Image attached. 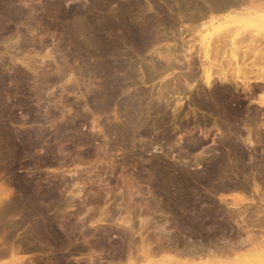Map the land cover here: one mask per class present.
I'll return each instance as SVG.
<instances>
[{
    "label": "rangeland",
    "instance_id": "1",
    "mask_svg": "<svg viewBox=\"0 0 264 264\" xmlns=\"http://www.w3.org/2000/svg\"><path fill=\"white\" fill-rule=\"evenodd\" d=\"M218 1L222 0H0V96L2 99L0 191H5L2 196L0 195L3 198L2 201L0 198V264H66V262L89 264L87 262L90 257H95L97 264L99 260H103V264L108 262L152 264L156 259L163 261L161 260L163 258L197 259L195 257L197 250L196 254H201L205 259L209 257L211 248L224 247L232 243L235 246L234 251L237 252L233 254V251L230 255L237 257L243 255V259L246 260L255 257L251 248L258 242H264V229H243L233 222L232 216H236L239 210L234 209L232 204L235 202L242 209L249 205V200L253 197L251 194L253 177H257V180L264 177V143L258 144L253 151L252 148L247 150V147L245 148L247 151L244 152L242 150L246 146L237 136L241 133L246 134L247 117L250 119L249 116L251 118L257 116V123L263 122L264 108L256 103V99H264V89L260 91L256 88L255 94L252 95L234 84L223 85L216 82L217 91H214L201 80L202 72L198 69L199 72L196 70L198 75L193 78L196 81L190 79L193 81L192 89L182 82V87L186 89V97L182 100L184 103L181 114L178 113L177 117H174L172 113L175 98L185 95L176 92L181 81L177 80L179 77L177 79L175 77L182 76L184 72L188 74L189 72L186 71L188 68L167 67L164 70L160 67L157 71L151 65V58L158 60L154 53L152 55L154 49L162 48L163 51L168 44L171 46L179 44L177 46L182 51L183 41L180 39L182 27L191 28L192 32L184 30L183 35L186 36V40L194 41L199 47L200 33L212 22L218 24L229 18L235 20L243 18L252 22L262 20L261 13L264 9L252 3H264V0H244L243 3L237 4L238 7L234 5L229 10L209 9V3L214 5ZM149 6L152 8L149 9ZM95 15L96 17H93ZM145 15L147 19L159 16L160 19H165L170 15L169 17L177 20L175 26H178V29L175 30L167 25L169 27L165 26V31L167 34L170 32L173 37L170 33L167 35L164 32L168 39L163 34L158 42L150 40L152 41L150 43L148 39L152 37H148L147 34V39L136 45V40L133 42L128 29L125 30L126 27L117 25L118 20L122 16L125 17L124 19L127 18L125 21L131 22L130 25L143 28L147 22ZM192 16L198 17L199 21H194ZM90 17L97 21L100 19L115 23L114 30L111 27L108 33H102V36L106 35L104 38L110 41L107 55L103 56L99 51H95L99 43L96 46L83 43L86 37L93 38L97 34L93 30L92 23H88ZM187 18L191 21L186 20ZM85 24L86 27L83 26ZM162 25L164 24L160 27ZM256 26L259 25H250L255 30L244 27L239 30H244L242 32L248 36L246 37L248 40L251 34L254 37L261 35L259 39L262 41L258 39L257 44L262 42L261 45L264 47V27L259 26L256 30ZM161 28L163 31V26ZM171 29H174L177 35L173 34ZM77 30L79 34L85 31L82 37L77 35ZM125 34L129 37L127 38ZM114 38L116 42L113 41ZM252 55L255 57V54ZM248 58L246 61L251 63V55ZM20 59L33 63L30 62L29 67ZM163 64L165 67L164 61ZM256 66L254 69L258 71L257 68L264 67V62H258L259 67ZM260 71H263L262 68ZM251 75L255 77L256 73ZM219 91L225 93L224 95L227 96L225 97L231 100L233 106L229 103L232 109H239L237 120L231 118V114L226 117L224 110L221 107L219 109L221 103L216 96V92ZM162 94L166 96L165 100L172 103L163 110H167L169 118L163 120V123H157L160 125L157 126L154 120L159 112L154 109H156L157 97ZM193 108L197 110L194 112ZM220 116L221 131L213 122L214 117ZM149 123L151 125L154 123L153 128ZM242 123L245 124L244 127ZM230 131L237 134L235 135L234 132L231 134ZM23 132L29 136L24 135ZM22 134L26 136V142L28 136V142L33 140L30 143L34 144L28 143L31 149L28 146L27 151L24 152ZM226 136L232 140L237 136L239 139L237 140L236 137V140L240 142L226 143L223 140L228 138ZM251 155L255 157L254 160L250 158ZM230 163H236V167L234 165L232 167L233 171ZM154 166L158 167L155 169ZM237 178L238 181L249 179L252 186L249 184V188L246 187L248 190L243 191L237 187L231 189ZM27 182H31L32 186L35 184L36 187L39 186L37 190L45 197L42 202H38L37 211L32 209L24 194V197L22 196V184ZM223 194L226 200L221 198ZM258 204L264 207L263 202ZM253 207L255 209L256 206ZM227 209L230 210L229 213ZM105 210L107 217H104ZM231 212L230 217L228 215H231ZM128 213L130 218L127 216ZM190 213L193 215L197 213L196 219L195 215ZM224 213L226 217L228 216L227 219ZM183 215H187V219L194 218V223H187ZM198 215L200 217L203 215V220L198 218ZM102 217L104 220L101 219ZM207 217H211V220ZM125 218L130 222L134 221L133 225L136 226L133 227L137 231L135 235L138 239L135 236L136 241L132 240L134 245L130 242L131 238L130 241L128 240L130 236L123 232L125 227L119 226ZM197 218L199 221L202 220L203 223L200 222L202 225ZM155 221L160 226H156ZM48 222L49 224L51 222L50 226ZM106 223H110V226L107 227ZM43 225L47 231L42 228ZM143 225L147 226L144 228ZM51 227L52 230H48ZM162 228L165 230H161ZM103 231L108 232L106 236L110 234V238L105 237ZM138 231H142L143 236ZM99 232L101 233L98 234ZM127 235L128 238L125 239ZM144 237L146 240L142 239ZM160 240L163 243H160ZM193 245L196 251L193 250L194 257L192 255L189 257L190 252L187 254L184 251H189L191 247L193 249Z\"/></svg>",
    "mask_w": 264,
    "mask_h": 264
},
{
    "label": "bare ground",
    "instance_id": "2",
    "mask_svg": "<svg viewBox=\"0 0 264 264\" xmlns=\"http://www.w3.org/2000/svg\"><path fill=\"white\" fill-rule=\"evenodd\" d=\"M210 1V0H209ZM244 2V0H222V1H218V2H215V4L214 5H212V3L210 4L209 3V5H208V7H209V9H214V8H216V9H224V10H229V9H232L233 7H234V5H236L237 6V4H241V3H243ZM253 2V1H252ZM194 3V2H193ZM187 4V3H186ZM191 4V3H190ZM204 4V3H203ZM252 4H255V5H257V6H260V5H264V3H252ZM123 5V4H122ZM121 6V5H120ZM124 6V5H123ZM186 6V5H185ZM235 6V7H236ZM122 7V6H121ZM150 7L152 8V6H149V9H150ZM160 8H162V7H160ZM171 8V7H170ZM148 9V10H149ZM165 10V9H164ZM24 11V10H23ZM207 11V10H206ZM122 12V11H121ZM120 12V13H121ZM124 12V11H123ZM202 12V11H201ZM252 12V11H251ZM168 13V12H167ZM198 13V12H197ZM117 14V13H116ZM123 14V13H122ZM125 14V13H124ZM123 14V15H124ZM172 14V13H171ZM193 14H194V12H193ZM192 14V15H193ZM120 15V14H119ZM157 15V14H156ZM191 15V14H190ZM114 16V15H113ZM146 16V15H145ZM164 16V15H163ZM170 16V15H169ZM165 17V19H160L159 17H150L149 15H148V18L149 19H147V16H146V19H147V22H146V24H145V26L143 27V28H141V27H138V26H135V25H130V23H128L129 22V20H128V22L127 21H125L126 19H124L125 17H123L122 18V16L120 17V16H118V18L120 17V19L118 20V26H123V28L124 27H126L125 28V30H127L128 29V32L130 33V35L129 36H132V38L131 39H133V42L136 40V45H138L137 43H140L141 44V42L142 41H144L145 39H147L146 37H147V34H148V37H152V38H150V39H148L149 41L150 40H152L153 42H158L159 40H160V38H162L163 36V34H164V32H165V34H167L166 33V31H165V29H166V27H167V25H169L170 27H172V28H175V30H177L178 29V26H175L178 22H177V20H175V19H173L172 17ZM237 16V15H236ZM93 17H96V15L95 16H93ZM98 17V16H97ZM129 17V16H128ZM202 17H203V15H202ZM259 17V16H258ZM108 18V17H107ZM194 21L195 20H198L197 18L198 17H196V16H192L191 17ZM186 20H189L188 18L186 19ZM193 20H192V22H193ZM88 23H92V25L94 26V28H93V30H95V32L97 33V34H95L94 36H93V38H87L86 36H84V37H86V39H84V41L85 42H83V43H85V44H88V43H90V45L91 46H96L98 43V46H96V47H98V48H96V50L95 51H99V53H100V55H107L108 54V52H109V45H110V41H108V40H106L104 37L106 36H102V33L103 34H106V33H108L107 31H109V30H111V27H112V29H113V25L115 24H112V23H110V22H106L105 20H98L97 21V19H94V18H91L90 17V19H88ZM105 21V22H104ZM178 21H180V19L178 20ZM189 21H191V19L189 20ZM199 21V20H198ZM112 22V21H111ZM181 22L183 23L184 21H183V18L181 19ZM180 22V23H181ZM87 23V24H88ZM176 23V24H175ZM194 23V22H193ZM161 24H164V25H162L163 26V31H162V26L160 27V25ZM259 25V26H263L264 27V20H261V21H259V20H256V21H254V22H252V21H245L243 18H241V19H239V20H235V19H231V18H229V19H226L225 21H223V22H219L218 24L217 23H215V22H212L209 26H205L204 28H203V32H201L200 33V36H201V39H200V41H199V47H197V44H195L194 43V41L193 42H191L190 40H186V36H184L183 34H184V30H187V31H190V32H192V30H191V28L190 27H188V28H186V29H184L183 27L180 29V30H182L181 31V33H180V36H178V37H180V39L183 41V44L181 45V50L182 51H180L179 50V46H177V45H179V44H174V45H176V47L174 46H171L170 44H168V45H166V50L164 51H162V48H161V50H156V49H154V52H152V55H153V53L156 55V57H157V59L158 60H154V59H156V58H151L152 59V68L153 69H155V70H157L158 71V69L160 68V67H162V68H164V70L168 67H175V69L176 68H181L182 69V67H184V66H186L187 68H188V70H186V71H188L189 73L187 74V72H184V74L182 75V76H177V77H175V79H177L178 77H179V79H177L178 81H181V84H180V82H179V85H178V81H177V88H176V92H179L178 94H180V95H182V94H185L183 97H176L175 98V101H174V109H173V113H172V115L174 116V117H177V115H178V113H180V111H181V107H182V105H183V99L186 97V92H185V88H183L182 87V84L183 83H185V86L186 87H188L189 89H192V86H193V81H196V80H194L195 79V77L198 75V74H196L197 73V71H198V69H199V71L201 70V72H202V75H201V80H203V82H204V84L209 88V89H213L214 91H217V90H215L216 89V82L218 83H221V84H223V85H235L237 88H242L243 89V91L244 92H249V93H251L252 95H254L255 94V91H256V88H259L260 89V91H261V89H264V85H260V83H264V67L262 66V67H259L258 66V62H264V47H263V45H261L262 44V42H261V44H257L258 43V41H260L261 39H259V37L261 36L260 34V36L259 37H254V35L253 34H251L252 32H250V39L248 40L246 37H248L246 34H244V32H242V31H244V30H239V28H241V27H244V29H252V30H255V28L254 27H250V25ZM82 25V24H81ZM187 25V24H186ZM239 25V26H238ZM83 26H85L86 27V24L85 25H83ZM166 26V27H165ZM168 26V27H169ZM180 26V25H179ZM182 26H183V24H182ZM259 26H256V30H258V28H259ZM117 27V26H116ZM120 27V28H121ZM165 27V28H164ZM167 27V28H168ZM192 27V26H191ZM75 28V27H74ZM77 28V27H76ZM110 28V29H109ZM117 28H119V27H117ZM78 29H80L79 27H78ZM109 29V30H108ZM161 29V30H160ZM196 29V28H195ZM198 29V28H197ZM81 30V29H80ZM92 30V31H93ZM114 30V29H113ZM122 30V29H121ZM162 31V34H161V32L160 31ZM172 30V31H171ZM170 31L173 33V34H176L177 35V33H174L175 31H173L174 29H171ZM236 30V31H235ZM263 30V29H262ZM75 31H76V29H75ZM79 30H77V35L78 36H81L82 35V33L84 34V32L85 31H83L81 34H79V32H78ZM92 31H91V33H92ZM123 32H124V30H122ZM179 31V30H178ZM177 31V32H178ZM187 31H185V32H187ZM73 32H74V30H73ZM94 31H93V33H95ZM127 32V33H128ZM89 33V32H88ZM90 33V34H91ZM126 33V34H127ZM128 33V34H129ZM170 33V32H169ZM168 33V34H169ZM87 34V33H86ZM126 34H125V36H126ZM127 34V35H128ZM164 34V36H166ZM167 34V35H168ZM171 34V33H170ZM93 35V34H92ZM172 35V34H171ZM179 35V34H178ZM248 35H249V33H248ZM252 35H253V37H252ZM75 36V35H74ZM128 36V37H129ZM264 36V35H263ZM263 36H262V38H263ZM82 37V36H81ZM108 37V36H107ZM127 37V36H126ZM127 37V38H128ZM167 37V36H166ZM172 37H173V35H172ZM170 38V37H169ZM174 38H175V35H174ZM77 39H79V38H77ZM82 39V38H81ZM110 39V38H109ZM166 39H168V37L166 38ZM179 39V38H178ZM259 39V40H258ZM112 40V39H111ZM173 40V39H172ZM258 40V41H257ZM107 41H108V43H107ZM113 41H115V38H114V40ZM130 41V40H129ZM152 41H150V43L152 42ZM177 41V40H176ZM262 41V40H261ZM116 42V41H115ZM119 42V41H118ZM117 42V43H118ZM124 42H126L125 40H124ZM148 42V41H147ZM245 42H247V44L245 43ZM81 43V42H80ZM79 43V44H80ZM122 43V42H121ZM260 43V42H259ZM78 44V45H79ZM116 44V43H115ZM145 44V43H144ZM159 44V43H158ZM42 45H44V44H42ZM46 45H48V44H46ZM83 45V44H82ZM81 45V46H82ZM89 45V44H88ZM117 45V44H116ZM132 45V44H131ZM141 46V45H140ZM44 47V46H43ZM114 47V46H113ZM113 47H111V48H113ZM142 47V46H141ZM163 47V46H162ZM42 48V47H41ZM138 49V48H137ZM142 49H143V47H142ZM49 50V49H48ZM112 50V49H111ZM179 50V51H178ZM253 50H256V52H253ZM111 53H112V51H111ZM255 54V57L252 55V54ZM154 55V56H155ZM251 55V58H252V56H253V58H255V59H251V63L250 62H247L246 60H248L249 58V56ZM49 56H51V55H49ZM55 57V56H54ZM107 57V56H106ZM151 57V56H150ZM153 57V56H152ZM29 58V57H28ZM28 58H26V59H28ZM41 58V57H40ZM46 58V57H45ZM248 58V59H247ZM30 59V58H29ZM21 60V59H20ZM22 62H24V63H26V65L27 66H29L30 67V62L31 61H29V63H28V61H23V60H21ZM32 61H33V58H32ZM35 61V60H34ZM162 61H164L165 62V67H164V64L162 65ZM250 61V60H249ZM247 62V63H246ZM23 63V64H24ZM33 62H31V64H32ZM110 65H112L111 63H109ZM256 64H257V66L259 67V68H257L258 69V71L256 70L255 71V66H256ZM115 65V64H114ZM123 65V64H122ZM119 66V65H118ZM118 66H117V68H118ZM256 66V67H257ZM28 67V68H29ZM34 67V66H33ZM33 67H31V69L33 68ZM104 67H107V66H104ZM114 67H116V65L114 66ZM123 67V66H122ZM150 67V66H149ZM185 67V68H186ZM111 68V67H110ZM113 68V67H112ZM161 68V69H162ZM260 68H262V72L260 71ZM34 69V68H33ZM105 69V68H104ZM113 69H115V68H113ZM121 69V68H120ZM119 69V70H120ZM143 69V68H142ZM37 70V69H36ZM108 70H109V68H108ZM143 70H145V69H143ZM169 70V69H168ZM197 70V71H196ZM198 71V72H199ZM110 72V71H109ZM108 72V74H110ZM115 72H116V70H115ZM163 72V71H162ZM256 73V76L255 77H253L251 74H253V73ZM23 74V73H22ZM143 74H144V71H143ZM186 74V75H185ZM115 75V74H114ZM114 75L112 76V77H114ZM119 75V74H118ZM116 76V75H115ZM175 76V75H174ZM70 77V76H69ZM111 77V78H112ZM117 77V76H116ZM149 78V77H148ZM192 78V80H190ZM194 78V79H193ZM110 80V79H109ZM168 80V79H167ZM113 81V80H112ZM191 81V83H189ZM1 82V81H0ZM71 82V81H70ZM183 82V83H182ZM172 83V82H171ZM170 84V83H169ZM168 85V84H167ZM175 85V84H174ZM109 87V86H108ZM114 87V86H113ZM167 87V86H166ZM170 87H171V84H170ZM68 88V87H67ZM187 88V89H188ZM111 89V88H110ZM117 89V88H116ZM221 90V89H220ZM227 90V89H226ZM39 91V90H38ZM41 91V90H40ZM114 91V90H113ZM167 92V91H166ZM171 92H172V90H171ZM175 92V91H174ZM220 92V91H219ZM219 92H216V96H217V100H218V102H220L221 104H219V105H221V106H219V109H221L222 108V110H224V112H225V114H226V117H228V115H230L231 114V118H236V120H237V116H238V110L239 109H232V107L231 106H233V104L226 98L227 96L226 95H224L225 93H223L222 91L219 93ZM173 93V92H172ZM227 93H229V92H227ZM233 93V92H232ZM168 95V94H167ZM199 95V94H198ZM212 95V94H211ZM226 96V97H225ZM240 96V95H239ZM39 97V96H38ZM40 98V97H39ZM154 99V98H153ZM166 99V96L164 95V94H162V95H159L158 97H157V100H156V109H154V110H157L159 113H157L158 115H157V117H155L156 119L154 120V123H155V125H159V124H157V123H163V120H165L166 118H169V116L167 115V113H166V111L167 110H165V111H163L164 109H167L169 106H170V104L172 103V102H170L169 100H165ZM257 101H256V103L260 106V107H262V108H264V99H260L259 98V100L258 99H256ZM140 101V100H139ZM213 101V100H212ZM204 102V101H203ZM214 102V101H213ZM231 103V106H230V103ZM5 103V102H4ZM151 103V102H150ZM0 104H2V99H1V96H0ZM194 105V104H193ZM244 105V104H243ZM217 106V105H216ZM235 106V105H234ZM240 106V105H239ZM239 106H237V107H239ZM2 107V106H1ZM140 107V106H139ZM218 107V106H217ZM221 107V108H220ZM236 107V108H237ZM3 108V107H2ZM2 108H1V110H2ZM197 108V107H196ZM234 108V107H233ZM140 109V108H139ZM151 109V108H150ZM152 109H153V107H152ZM135 110V109H134ZM143 110V109H142ZM197 110V109H196ZM195 110V108H193V111L195 112L196 111ZM214 110V109H213ZM216 110H218V109H216ZM140 111V110H139ZM138 112V111H137ZM156 112V111H155ZM216 112V111H215ZM223 112V113H224ZM230 112V113H229ZM79 113V112H78ZM2 114V113H1ZM181 114V113H180ZM179 114V115H180ZM217 114H218V112H217ZM136 115V114H135ZM144 117V116H143ZM142 117V118H143ZM145 117H147V116H145ZM144 117V118H145ZM184 117V116H183ZM230 117V116H229ZM257 117V116H256ZM256 117L255 118H251L250 116H249V118L250 119H248V117H247V119L245 120V122H246V125H248V126H246V134L245 135H243V133H241V134H237V136L240 138V140H241V142L242 143H244L245 144V146L246 147H244V149L242 150V151H247L248 149H250V148H252V151L253 150H255L256 149V146L258 145V144H260V143H264V120H263V122H260V124H258L257 122H258V120L256 119ZM151 118V117H150ZM154 118V117H153ZM220 118H222L221 116L218 118V117H214V123H215V127L216 128H218L219 130H220V122H221V120L222 119H220ZM230 118V119H231ZM244 118V117H243ZM2 119V118H1ZM134 119H136V117H134ZM138 119V118H137ZM153 119H151V121H152ZM170 120V119H169ZM219 120H220V122H219ZM146 121H147V119H146ZM178 121V120H177ZM227 121V120H226ZM262 121V120H261ZM135 122V121H134ZM133 122V123H134ZM150 122V121H149ZM153 122V121H152ZM151 122V123H152ZM165 122V121H164ZM169 122V121H168ZM223 122V121H222ZM242 122H244V120L242 121ZM75 123V122H74ZM132 123V122H131ZM138 123V122H137ZM136 123V124H137ZM154 123L151 125L150 123V125H151V127L153 128V126H154ZM182 123V122H181ZM239 123V122H238ZM253 123V124H252ZM254 123H255V125H254ZM64 124V123H63ZM98 124V123H97ZM142 124V123H141ZM231 124V123H230ZM242 124H244V123H242ZM252 124V125H251ZM224 125V124H223ZM235 125H237V123L235 124ZM234 125V126H235ZM255 127H254V126ZM160 126V125H159ZM162 126V125H161ZM239 126H240V124H239ZM245 126V124L243 125V127ZM253 126V127H252ZM3 127H4V125H3ZM70 127V126H69ZM79 127V126H78ZM93 127L95 128L96 127V125H93ZM136 127H138V126H136ZM140 127V126H139ZM138 127V128H139ZM144 127H145V124H144ZM256 127L258 128V129H256ZM5 128H6V126H5ZM66 128V127H65ZM75 128H77V127H75ZM97 128V127H96ZM157 128H159V127H157ZM167 128V127H166ZM236 128V127H235ZM242 128V127H241ZM58 129V128H57ZM61 129V128H60ZM63 129V128H62ZM93 129V128H92ZM231 128L229 127V130H230ZM240 129V128H239ZM6 130V129H5ZM101 130V129H100ZM228 130V131H229ZM235 130V129H234ZM8 131V130H7ZM6 131V132H7ZM11 131V130H10ZM9 131V132H10ZM57 131V130H56ZM60 131H62V130H60ZM72 131V130H71ZM221 131V130H220ZM219 131V132H220ZM237 131H239V130H237ZM27 132V131H26ZM63 132V131H62ZM162 132V131H161ZM234 132V131H233ZM233 132H231L230 131V133L232 134ZM5 133V132H4ZM11 133V132H10ZM24 133V135H26L25 134V132H23ZM29 133V132H28ZM61 133V132H60ZM224 133V132H223ZM227 133V132H226ZM229 133V135H231ZM240 133V132H239ZM7 134V133H6ZM13 134V133H12ZM11 134V135H12ZM35 134V133H34ZM104 134H106L105 132H104ZM103 134V135H104ZM140 134V133H139ZM234 134H235V132H234ZM235 134V135H236ZM4 135V134H3ZM10 135V134H9ZM28 135V134H27ZM35 135H37V133L35 134ZM39 135V134H38ZM169 135V134H168ZM235 135H233V136H235ZM29 136V135H28ZM28 136H27V140L29 141V139H28ZM31 136V135H30ZM41 136V135H40ZM236 136V137H237ZM6 137H7V135H6ZM11 137V136H10ZM10 137H8V138H10ZM166 137V136H165ZM226 137H228V138H225V139H223L226 143H228V142H230V143H232V144H234L235 142L237 143V142H240V141H237L239 138L237 137V140H236V137H235V140L233 139H230V137L229 136H226ZM26 136H23V134H22V150H23V152L28 148V146H30V142H33V140L32 141H30V142H26ZM224 138V137H223ZM233 138V137H232ZM39 139V138H38ZM158 139V138H157ZM162 139V138H161ZM31 140V139H30ZM79 140V139H78ZM80 140H81V138H80ZM222 140V141H223ZM7 141V140H6ZM8 141H10V140H8ZM11 141H12V138H11ZM13 141H14V139H13ZM17 141V140H16ZM94 141V140H93ZM157 141V140H156ZM164 141V140H163ZM182 141V140H181ZM180 141V142H181ZM79 142V141H78ZM84 142V141H83ZM82 142V143H83ZM10 143V142H9ZM28 143H30V144H28ZM241 143V144H242ZM186 144H187V142H186ZM191 144V143H190ZM231 144V145H232ZM244 144L242 145V146H244ZM12 145V144H11ZM31 145H34L33 143L31 144ZM136 145V144H135ZM187 145H189V144H187ZM192 145V144H191ZM239 145V144H238ZM238 145H236V146H238ZM37 146V145H36ZM193 146V145H192ZM241 146V147H242ZM196 147V146H195ZM241 147H238L239 148V150L240 149H242ZM248 147V148H247ZM14 148H16V147H14ZM30 149H31V146L29 147ZM183 148H185V147H183ZM190 148V147H189ZM237 148V147H236ZM237 148V149H238ZM245 148H247V150H245ZM264 149V148H263ZM27 151V150H26ZM30 151V150H29ZM22 152V153H23ZM234 152V151H233ZM241 152V151H240ZM253 153H255V152H253ZM231 154V153H230ZM240 154V153H239ZM242 154V153H241ZM244 154V153H243ZM242 154V155H243ZM246 154H247V152H246ZM245 154V155H246ZM244 155V156H245ZM247 156V155H246ZM108 157V156H107ZM227 157V156H226ZM231 158V157H230ZM250 158L251 159H255V157L253 156V155H251L250 156ZM106 160V159H105ZM155 160V159H154ZM252 160V161H253ZM230 161H231V159H230ZM161 162H162V160H161ZM161 162H160V164H161ZM232 162V161H231ZM234 162V161H233ZM62 163V162H61ZM198 163V162H197ZM212 163V162H211ZM218 163V162H217ZM238 163V162H237ZM155 164H156V162H155ZM155 164H153V165H155ZM158 164V163H157ZM230 164H232V163H230ZM233 165L235 166L236 165V163H234V164H232V166H231V168L233 167ZM78 166V165H77ZM152 166V165H151ZM160 166V165H159ZM174 166V165H173ZM211 166V165H210ZM227 166H228V164H227ZM226 166V167H227ZM230 166V165H229ZM63 167H64V165H63ZM155 167V166H154ZM156 167H158V166H156ZM156 167H155V169H156ZM163 167V166H162ZM206 167H207V165H206ZM222 166H220V168H221ZM236 167V166H235ZM238 167V166H237ZM247 167V166H246ZM77 168V167H76ZM177 168H178V166H177ZM209 168V167H208ZM207 168V169H208ZM158 169H160V168H158ZM210 169V168H209ZM208 169V170H209ZM213 170H214V168H212ZM211 169V170H212ZM215 169H216V165H215ZM224 169V168H223ZM207 170V171H208ZM225 170V169H224ZM101 171V170H100ZM214 171H216V170H214ZM214 171L212 172V174L214 173ZM219 171V170H218ZM221 171V170H220ZM232 171H233V168H232ZM261 171V170H260ZM68 172V171H67ZM72 172V171H71ZM209 172V171H208ZM217 172V171H216ZM224 172V171H223ZM235 172V171H234ZM263 172V171H262ZM87 173V172H86ZM167 173V172H166ZM165 173V174H166ZM168 173H170V172H168ZM160 174V173H159ZM209 174V173H208ZM218 174V173H217ZM216 174V175H217ZM229 174V173H228ZM232 174V173H231ZM253 174V173H252ZM91 175V174H90ZM89 175V176H90ZM99 175V174H98ZM164 175V174H163ZM222 175V174H221ZM235 175V174H234ZM239 175H240V173H239ZM238 175V176H239ZM246 175V174H245ZM248 175V174H247ZM257 175V174H256ZM165 176V175H164ZM208 176V175H207ZM224 176H225V172H224ZM235 176H237V174L235 175ZM237 176V177H238ZM57 177V176H56ZM99 177V176H98ZM159 177V176H158ZM214 177V176H213ZM217 177V176H216ZM220 177V176H219ZM65 178V177H64ZM77 178V177H76ZM86 178V177H85ZM212 178V177H211ZM26 179V178H25ZM67 179V178H66ZM80 179V178H79ZM90 179V178H89ZM184 179V178H183ZM203 179V178H202ZM214 179V178H213ZM232 179V178H231ZM76 180V179H75ZM206 180H207V178H206ZM220 180V179H219ZM222 180V179H221ZM228 180H230V179H228ZM81 181V180H80ZM98 182H99V180H97ZM185 181V180H184ZM208 181H210V180H208ZM234 181V180H233ZM232 181V182H233ZM94 182V181H93ZM168 182V181H167ZM221 183H222V181H220ZM223 182H225V181H223ZM235 182H236V180H235ZM238 182V183H237ZM237 182L234 184V185H228V187H230L231 186V189H232V187L233 188H241L242 189V191L243 190H245V189H247L248 190V186H249V179H241L240 181H238V178H237ZM102 183V182H101ZM178 183V182H177ZM227 183V182H226ZM253 186L250 184V186H252V188H253V192L251 193V194H253L252 196V198H250V200H249V205H246V206H244V209H242L241 208V206H237L238 204L237 203H235L234 201V204H232V207L234 208V209H236V210H239L238 212L236 211V210H234L235 212H237V214H236V216H232V212H231V215H228V216H232L233 217V222H236L238 225H240L243 229H258V228H261V229H264V207H262V205L261 204H258L259 202L261 203V202H263L264 203V177L262 176L261 177V180H259V178H258V180H257V177H253ZM31 182H27V184L26 183H23L22 184V196H23V194H24V198L25 199H27V201L29 202V204H30V206L32 205V209H36L39 205H38V202H42V199H44L45 197H43L41 194H40V192L37 190L38 189V187H36L35 185V187L34 186H32L33 184H31ZM98 184V183H97ZM168 184V183H167ZM188 184V183H187ZM186 184V185H187ZM217 184V183H216ZM224 184V183H223ZM238 184V185H237ZM219 185V184H218ZM20 186V185H19ZM92 186V185H91ZM168 186V185H167ZM180 186V185H179ZM225 186V185H224ZM171 187V186H170ZM186 187V186H185ZM210 187V186H209ZM246 187H248V188H246ZM169 188V187H168ZM179 188V187H178ZM251 188V187H250ZM184 189V188H183ZM211 189V188H210ZM48 190H49V188H48ZM52 190V189H51ZM167 190V189H166ZM177 190V189H176ZM180 190V189H179ZM8 191V190H7ZM107 191V190H106ZM170 191V190H169ZM176 192V191H175ZM3 193H5V191H0V195L1 194H3ZM166 193V192H165ZM178 193V192H177ZM183 193V192H182ZM49 194H50V192H49ZM172 194V193H171ZM184 194V193H183ZM188 194V193H187ZM250 194V195H251ZM107 195V194H106ZM196 195H198V194H196ZM2 196V195H1ZM10 195H8V197H9ZM49 196V195H48ZM47 196V197H48ZM178 196V195H177ZM180 197H181V194L179 195ZM192 196V195H191ZM210 196V195H209ZM220 196V195H219ZM223 196H224V194L222 195V199H224L223 198ZM99 197V196H98ZM97 197V198H98ZM172 197V196H171ZM184 197V196H183ZM225 197V196H224ZM1 198V197H0ZM5 198H6V196H5ZM179 198V197H178ZM2 199L3 198H1V201H2ZM182 199V198H181ZM183 199H185V198H183ZM182 199V200H183ZM192 199V198H191ZM222 199H220V200H222ZM24 200V199H23ZM100 200V199H99ZM224 200H226V198L224 199ZM177 201V200H176ZM208 201H211V200H208ZM229 201V200H228ZM228 201H225V203L226 202H228ZM44 202V201H43ZM194 202V201H193ZM189 203V202H188ZM197 203V202H196ZM224 203V202H223ZM42 204V203H41ZM228 204V203H227ZM38 205V206H37ZM180 205V204H179ZM186 205V204H185ZM190 205H191V203H190ZM217 205H219L218 203H217ZM224 205V204H223ZM230 206H231V204H229ZM256 206L255 207V209H254V207L253 206ZM37 206V207H36ZM192 206V205H191ZM209 206V205H208ZM221 206V205H220ZM228 206V205H227ZM251 208H250V207ZM198 207V206H197ZM219 207V206H218ZM208 208V207H207ZM229 208V207H228ZM30 209V208H29ZM28 209V210H29ZM31 209V210H32ZM40 209H43V208H41L40 207ZM39 209V210H40ZM106 209V208H105ZM125 209V208H124ZM128 209V208H127ZM127 209H126V211H127ZM186 209V208H185ZM226 209V208H225ZM225 209H223V210H225ZM240 209H242V210H240ZM251 209V210H250ZM252 209H253V211H252ZM184 209H182V211H183ZM189 210V209H188ZM193 210V209H192ZM195 210V209H194ZM200 210V209H199ZM209 210V209H208ZM229 209H227V211H228ZM36 211H37V209H36ZM108 211V210H107ZM110 211V210H109ZM197 212H198V210H196ZM203 211V210H202ZM202 211H200V212H202ZM230 211V210H229ZM229 211H228V213H229ZM43 212V211H42ZM41 212V213H42ZM111 212V211H110ZM125 212V211H124ZM128 212V211H127ZM126 212V213H127ZM157 212V211H156ZM216 212H218V211H216ZM221 212V211H220ZM220 212H218V213H220ZM40 213V214H41ZM193 213H195V212H193ZM204 213H206L205 211H204ZM208 213V212H207ZM227 213V212H226ZM35 214V213H34ZM36 214H37V212H36ZM43 214V213H42ZM105 214H106V210H105ZM111 214V213H110ZM109 214V215H110ZM122 214V213H121ZM129 214V213H128ZM191 215H193L192 213H190ZM197 214V213H196ZM196 214H194L193 216H194V218L196 217ZM225 214V213H224ZM108 215V216H109ZM112 215V214H111ZM222 215V214H221ZM107 217V214L106 215H104V217ZM115 216V215H114ZM122 216V215H121ZM127 216H129V218H130V214L129 215H127ZM180 217H182V215H179ZM187 216V215H186ZM186 216H184L183 215V217H184V219L186 218ZM210 216V215H209ZM220 216V215H219ZM227 216V217H228ZM125 217H126V215H125ZM200 217V215H198V218ZM203 215L200 217L202 220H203ZM225 217H226V214H225ZM227 217H226V219H227ZM110 218H112V217H110ZM116 218V217H115ZM124 218V217H123ZM128 218V217H127ZM128 218V219H129ZM193 218V219H194ZM198 218H197V220H198ZM207 218H209V217H207ZM211 218V217H210ZM209 218V219H210ZM101 219H103L104 220V218L102 217ZM117 219H118V217H117ZM117 219H116V221H117ZM121 219V218H120ZM143 219V218H142ZM146 219V218H145ZM148 219H150V218H148ZM179 219V218H178ZM181 219V218H180ZM184 219H183V221H184ZM187 219V218H186ZM193 219H191V217H190V219H187V220H185L187 223H189V222H191V223H194V220ZM196 219V218H195ZM230 219V218H229ZM99 220H100V218H99ZM106 221H107V219H105ZM132 220V219H131ZM134 220V219H133ZM201 220V221H202ZM204 220H206V218L204 219ZM211 220V219H210ZM215 220V219H214ZM96 221H98V220H96ZM102 221V220H101ZM142 220H140V222H141ZM146 221H148V220H146ZM199 221V220H198ZM197 221V222H198ZM201 221H199V223L201 222ZM104 222V221H103ZM110 222V221H109ZM132 222V221H131ZM130 222V220H126V218L125 219H123L122 220V223H120L119 224V226L120 227H125V229L123 230V232L126 234H128L130 237L128 238V235L127 236H125V239H127L128 238V240L131 238V243L133 244V242H132V240H135L134 238H136V239H138V236H136L135 235V233L137 232L136 231V229L134 228V227H136V226H134L133 225V222L131 223ZM142 222H144V221H142ZM155 222H157V221H155ZM186 222H183V224L184 223H186ZM195 222H196V220H195ZM217 222V221H216ZM215 222V223H216ZM43 223V222H42ZM115 223H117V222H115ZM186 223V224H187ZM190 223V224H191ZM201 223H203V222H201ZM200 223V224H201ZM207 223V222H206ZM48 224H49V222H48ZM50 224H51V222H50ZM50 224H49V226H50ZM98 224V223H97ZM99 224H100V222H99ZM110 224V223H109ZM108 223H106V225H107V227H108V225H109ZM112 224V223H111ZM118 224V223H117ZM150 224V223H149ZM156 224V223H155ZM177 224V223H176ZM182 224V223H181ZM182 224V225H183ZM205 224V223H204ZM214 224V223H213ZM212 224V225H213ZM45 226H46V224H44ZM43 225V229H44V226ZM53 225V224H52ZM95 225V224H94ZM116 225V224H115ZM142 225V224H141ZM160 226L159 224H158V222H157V224H156V226ZM195 225H196V223H195ZM202 225V224H201ZM206 225V224H205ZM232 225V224H231ZM49 226H48V228H49ZM96 226V225H95ZM105 226V225H104ZM103 226V227H104ZM110 226V225H109ZM117 226V225H116ZM118 226V227H119ZM134 226V227H133ZM147 225H143V227L145 228ZM187 226V225H186ZM192 226H194V224H192ZM240 226H238V227H240ZM98 227H100V226H98ZM165 227V226H164ZM180 227V226H179ZM189 227V226H188ZM207 227V226H206ZM205 227V228H206ZM241 227H240V229H241ZM40 228V227H39ZM38 228V229H39ZM47 228V229H48ZM102 228V227H101ZM101 228H97V229H101ZM106 228V227H105ZM140 228L142 229V227L140 226ZM143 228V229H144ZM159 228H161V227H159ZM102 229H104V228H102ZM101 229V230H102ZM110 229H111V227H110ZM113 229H115V228H113ZM164 228H162L161 230H163ZM185 229V228H184ZM189 229V228H188ZM212 229H213V227H212ZM40 230V229H39ZM42 230V229H41ZM44 230H46V229H44ZM48 230H52V227H51V229H48ZM54 230V229H53ZM120 230V229H119ZM165 230V229H164ZM260 230V229H259ZM47 231V230H46ZM55 231V230H54ZM53 231V232H54ZM92 231V230H91ZM90 231V232H91ZM95 231H97V230H95ZM106 231H107V229H106ZM106 231H103V232H105V237H109V235L108 236H106V234H108V232L106 233ZM112 231V230H111ZM195 231V230H194ZM206 231V230H205ZM250 231V230H249ZM114 232V231H113ZM122 232V231H121ZM122 232V233H123ZM142 231H138V233L139 234H141L142 236H143V234L141 233ZM163 232H165V231H163ZM163 232H160V233H163ZM43 233H45V232H43ZM46 233H48V232H46ZM57 233H58V231H57ZM101 232H99L98 234H100ZM110 233V232H109ZM55 234V233H54ZM89 234V233H88ZM92 234V233H91ZM119 234V233H118ZM124 234V235H125ZM137 234V233H136ZM58 235H59V233H58ZM121 235H123V234H121ZM168 235H170V234H168ZM238 235V234H237ZM100 236V235H99ZM102 236H103V234H102ZM101 236V237H102ZM111 236V235H110ZM136 236V237H135ZM141 236V237H142ZM59 237V236H58ZM90 237V236H89ZM93 237V236H92ZM98 237V236H97ZM104 237V238H105ZM121 237V236H120ZM119 237V238H120ZM127 237V238H126ZM170 237V236H169ZM53 238V237H52ZM110 238V237H109ZM108 238V239H109ZM122 238H124V236H122ZM163 238V237H162ZM161 238V239H162ZM165 238V237H164ZM168 238V237H167ZM54 239V238H53ZM59 239H60V237H59ZM88 239V238H87ZM103 239V238H102ZM113 239V238H112ZM125 239H124V241H125ZM142 239H145V237L144 238H142ZM169 239H171V237L169 238ZM98 240V239H97ZM103 240H105V239H103ZM107 240V239H106ZM146 240V239H145ZM164 240V239H163ZM127 241V240H126ZM128 241V242H129ZM136 241V240H135ZM134 241V243H136ZM209 241V240H208ZM107 242V241H106ZM109 242V241H108ZM123 242V241H122ZM129 242V244H131ZM162 242V240H160V243ZM168 242V241H167ZM202 242V241H201ZM96 243V242H95ZM97 243H99V242H97ZM163 243V242H162ZM189 243V242H188ZM212 243V242H211ZM56 244V243H55ZM104 244V243H103ZM126 244V243H125ZM193 244V243H192ZM220 244V243H219ZM225 244V243H224ZM100 245V244H99ZM124 245V244H123ZM134 245V244H133ZM235 245V244H234ZM237 245L238 244H236V248H238L237 247ZM244 246V245H242V244H239V246ZM161 246H162V244L160 245V248H161ZM159 247V246H158ZM203 246H201V248H202ZM214 247H216V245L214 246ZM234 247L235 246H233V243L232 244H228V246H227V244H226V246H222V247H220V246H217V248H211L210 249V251H209V257L208 258H205V259H203V257L201 256V254H196V252L198 253V250L196 251V250H194V248H196L194 245H193V249H191L190 247V249H188L189 251H187L186 250V248L184 249V250H186V251H184V250H182V251H184V253H189L190 252V256L189 257H191V255H192V257H194V251H196L195 252V257H197V259H195V258H192V259H189V260H185V259H183V260H181L180 258H179V260L177 259V260H175L174 259V257H173V259H168L167 258V260H166V258H163V259H161V260H163V261H158V259H156L155 261H153V263H152V261H151V263L152 264H261V261L262 260H264V242H258V243H256V244H254L253 245V247L251 248V252H252V254L253 255H255V257H253L252 259H250V260H246V259H243V255H241V256H234V255H230V253H233V251H234ZM241 247V248H242ZM172 248V247H171ZM174 248V247H173ZM172 248V249H173ZM177 248V247H176ZM199 248V247H198ZM201 248H200V250H201ZM210 248V247H209ZM123 249V248H122ZM127 249V248H126ZM156 249V248H155ZM170 249V248H169ZM246 249V248H245ZM128 250H131L130 248H128ZM163 250V249H162ZM165 250H167L168 251V249H165ZM194 250V251H193ZM199 250V251H200ZM203 250V249H202ZM209 250V249H208ZM95 251V250H94ZM166 251V252H167ZM170 251H172L171 249H170ZM169 251V252H170ZM175 251H177V250H175ZM178 251H179V248H178ZM193 251V252H192ZM241 251V250H240ZM248 251H250V250H248ZM121 252H124V251H121ZM127 252V251H126ZM164 252V251H163ZM179 252H181V251H179ZM235 252H237V251H234V253L233 254H235ZM94 253V252H93ZM127 253H129V252H127ZM203 253V252H202ZM119 254V253H118ZM170 254V253H169ZM177 254H178V252H177ZM205 254V253H204ZM207 254V253H206ZM240 254H242V253H240ZM165 255V254H164ZM175 255V254H174ZM237 255V254H236ZM247 255V254H246ZM251 255V254H250ZM204 256V255H203ZM176 257H177V255H176ZM241 257V258H240ZM61 258H62V256H61ZM60 258V259H61ZM65 258H67L66 256H65ZM120 258V257H119ZM178 258V257H177ZM57 259H59V258H57ZM68 259V258H67ZM165 259V260H164ZM129 260H131V259H129ZM63 261H64V259H63ZM62 261V262H63ZM79 261V260H78ZM120 261V260H119ZM58 262V261H57ZM56 262V263H57ZM66 262V261H65ZM69 262H70V260H69ZM99 262V264H103V260H99L98 261ZM59 263V262H58ZM68 262H66V264H67ZM87 263H89V264H97V262H96V258L95 257H90V258H88V262ZM72 264V263H71ZM107 264H114V262H112V263H110V262H108Z\"/></svg>",
    "mask_w": 264,
    "mask_h": 264
},
{
    "label": "snow or ice",
    "instance_id": "3",
    "mask_svg": "<svg viewBox=\"0 0 264 264\" xmlns=\"http://www.w3.org/2000/svg\"><path fill=\"white\" fill-rule=\"evenodd\" d=\"M239 5H237L238 7ZM250 7H255V5H250ZM262 9H264V5H260ZM261 19L264 20V11L261 13ZM261 264H264V260L261 261Z\"/></svg>",
    "mask_w": 264,
    "mask_h": 264
}]
</instances>
